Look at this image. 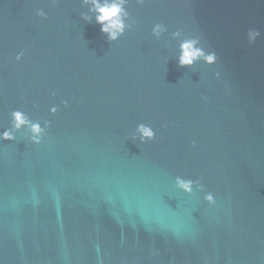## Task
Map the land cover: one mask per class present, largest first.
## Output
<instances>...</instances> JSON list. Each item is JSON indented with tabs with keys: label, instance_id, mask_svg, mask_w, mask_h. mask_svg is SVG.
I'll return each mask as SVG.
<instances>
[{
	"label": "water",
	"instance_id": "obj_1",
	"mask_svg": "<svg viewBox=\"0 0 264 264\" xmlns=\"http://www.w3.org/2000/svg\"><path fill=\"white\" fill-rule=\"evenodd\" d=\"M91 7L0 0V132L44 129L0 141V264H264V0H125L116 41Z\"/></svg>",
	"mask_w": 264,
	"mask_h": 264
},
{
	"label": "clouds",
	"instance_id": "obj_2",
	"mask_svg": "<svg viewBox=\"0 0 264 264\" xmlns=\"http://www.w3.org/2000/svg\"><path fill=\"white\" fill-rule=\"evenodd\" d=\"M85 4H91V11L95 13L96 23L100 25L101 33L108 37L109 41L118 40L125 32L124 17L126 16L124 10L125 0H84ZM38 16L44 17L43 11L37 12ZM87 20V17H84ZM167 29L162 24H156L153 27V35L159 39V37L166 32ZM180 31L173 33V36H179ZM260 37V32L256 30H249L247 33V40L249 44L256 42L257 38ZM199 41L197 39H186L180 44V56L179 66L180 67H192L197 61L202 60L205 64L212 66L217 62L216 53L205 51L197 47ZM23 57V53L17 55L16 60L19 61ZM217 78L219 73H216ZM65 107L67 103L65 102ZM57 111L56 107L51 109V112L55 114ZM48 127V123L45 122V128ZM22 129H28L32 136V142L35 144L40 143V138L44 132L38 122H32L23 112L13 111L11 113V127L0 132V141H14L16 136L14 133L21 132ZM139 135V141L141 144L150 142L155 139V133L150 126L145 124L137 125L136 129ZM135 139V137H133ZM175 188L183 192L186 195H193V187L195 186L198 191H203V186L200 181H193L191 179H184L183 177L177 176L175 178ZM204 200L209 205L215 204V199L212 193H207L204 196Z\"/></svg>",
	"mask_w": 264,
	"mask_h": 264
}]
</instances>
